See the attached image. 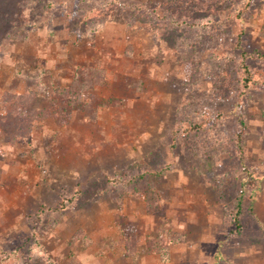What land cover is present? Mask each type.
I'll return each instance as SVG.
<instances>
[{
	"label": "rangeland",
	"instance_id": "374dc122",
	"mask_svg": "<svg viewBox=\"0 0 264 264\" xmlns=\"http://www.w3.org/2000/svg\"><path fill=\"white\" fill-rule=\"evenodd\" d=\"M94 1L0 0V254L264 263V0Z\"/></svg>",
	"mask_w": 264,
	"mask_h": 264
},
{
	"label": "trees",
	"instance_id": "16d2710c",
	"mask_svg": "<svg viewBox=\"0 0 264 264\" xmlns=\"http://www.w3.org/2000/svg\"><path fill=\"white\" fill-rule=\"evenodd\" d=\"M86 1L95 4L94 0H81V2H84V3ZM17 2H19V1H17ZM108 4H116L119 7H125V6H127L128 3L126 1H124V0H108L105 3V5L108 6ZM260 56L262 57L261 59L264 60V57L262 55H260ZM247 58L248 57L244 54L242 56V58L240 59L239 65L237 66V69H236V71L239 72V78H238L239 81H238V83H239V85L241 87H245V86H247V85H249L250 83H253V82L256 83V84H260V83L264 82L263 77H261V75H260L262 73L260 71H258V70H255L254 67H252L248 63ZM78 73H80V71H78ZM222 74H223V72H222ZM35 94H36L35 91L34 92H30L29 91V93H27L26 99H28V98L30 99L32 97L35 98ZM199 111L202 113L203 110L200 109ZM53 114H58V115L60 114L61 115V112L59 110H57V111L45 110L44 111V115H48L49 116V115H53ZM199 116H201L202 119L191 122L189 127H185V128L182 127L180 129L181 130L180 132L183 135H188V134H191V133H194V132H199V130H201L204 126H206V128H209V129L211 127H213V124L210 122V120L208 119L207 115L202 113ZM134 191L137 192V189L134 188ZM73 200H74V198H72V197L68 198L66 200V203L67 202L68 203L69 202L72 203ZM66 203L64 202V205ZM168 242L169 241H167V240L156 239L154 241V243H152L151 249H149L150 251L159 253L162 262H168L170 260V247H171V245ZM21 250H23V247H20V249L18 251H21ZM18 251L11 252L5 257H3L2 254H0V264H8V263L19 264L20 258H19V255H18ZM129 251L131 252V250H129Z\"/></svg>",
	"mask_w": 264,
	"mask_h": 264
},
{
	"label": "crops",
	"instance_id": "0c3cea01",
	"mask_svg": "<svg viewBox=\"0 0 264 264\" xmlns=\"http://www.w3.org/2000/svg\"><path fill=\"white\" fill-rule=\"evenodd\" d=\"M249 258H251V259H254L255 258V260L257 261V262H261L262 261V264H264L263 263V257H260L259 255H252V256H250ZM229 259V262L228 263H230V262H233V261H235V260H231V258H227V260ZM215 260H217L218 261V263L217 264H219L220 262H222V261H226V259H223L219 254L217 255V257L215 256ZM172 261V260H171ZM253 262V261H252ZM256 262V264H258Z\"/></svg>",
	"mask_w": 264,
	"mask_h": 264
}]
</instances>
